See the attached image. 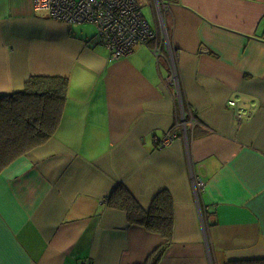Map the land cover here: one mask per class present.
Wrapping results in <instances>:
<instances>
[{"label": "crops", "instance_id": "1", "mask_svg": "<svg viewBox=\"0 0 264 264\" xmlns=\"http://www.w3.org/2000/svg\"><path fill=\"white\" fill-rule=\"evenodd\" d=\"M162 20L197 119L187 139L154 44L113 61L84 24L0 0V95L33 76L69 81L54 136L0 172V264L264 259V0H173ZM119 185L146 211L169 197V244L111 205Z\"/></svg>", "mask_w": 264, "mask_h": 264}, {"label": "trees", "instance_id": "2", "mask_svg": "<svg viewBox=\"0 0 264 264\" xmlns=\"http://www.w3.org/2000/svg\"><path fill=\"white\" fill-rule=\"evenodd\" d=\"M68 94V79L33 76L22 91L0 95V172L17 158L44 146L54 136ZM129 192L125 185H119L112 192L111 205L126 210L132 222L159 232L168 242L172 236L169 197L159 193L146 211ZM227 264H264V259L230 261Z\"/></svg>", "mask_w": 264, "mask_h": 264}, {"label": "built area", "instance_id": "3", "mask_svg": "<svg viewBox=\"0 0 264 264\" xmlns=\"http://www.w3.org/2000/svg\"><path fill=\"white\" fill-rule=\"evenodd\" d=\"M150 1L153 16L157 20L154 27L142 10L141 0H33V9L46 17L70 24H93L97 27L95 40L109 51L110 60L116 61L127 57L136 47L152 45L153 53L158 58H165L168 64L166 83L174 89L181 109L182 134L187 139L188 125L195 126L197 119L187 116L181 88L178 58L169 44L166 29L163 25V14L170 11L173 0ZM161 23V31L159 25ZM231 105H235L234 102ZM239 121L242 116L238 115ZM171 134L160 145L164 146L177 139ZM193 187L202 192L205 187L203 180L195 178ZM87 264V263H82Z\"/></svg>", "mask_w": 264, "mask_h": 264}, {"label": "rangeland", "instance_id": "4", "mask_svg": "<svg viewBox=\"0 0 264 264\" xmlns=\"http://www.w3.org/2000/svg\"><path fill=\"white\" fill-rule=\"evenodd\" d=\"M141 3L142 10L146 18L150 21V23L154 22V17L152 15L151 8L148 6V0H141ZM77 30L84 37H94L97 34V27L93 24H84L83 26H77Z\"/></svg>", "mask_w": 264, "mask_h": 264}, {"label": "clouds", "instance_id": "5", "mask_svg": "<svg viewBox=\"0 0 264 264\" xmlns=\"http://www.w3.org/2000/svg\"><path fill=\"white\" fill-rule=\"evenodd\" d=\"M85 75H87L88 79L90 82H95L96 80V76L95 75H92L91 73H84Z\"/></svg>", "mask_w": 264, "mask_h": 264}]
</instances>
